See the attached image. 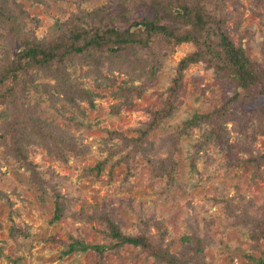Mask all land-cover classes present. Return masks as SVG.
Listing matches in <instances>:
<instances>
[{
	"label": "rangeland",
	"instance_id": "rangeland-1",
	"mask_svg": "<svg viewBox=\"0 0 264 264\" xmlns=\"http://www.w3.org/2000/svg\"><path fill=\"white\" fill-rule=\"evenodd\" d=\"M204 1L213 14L216 5L224 6V30L264 70V0ZM18 2L29 35L46 42L70 24L124 29L142 13L130 0ZM9 44L0 35V58ZM193 51L191 43L177 46L141 98H131L119 114L111 113L120 102L110 94L115 87H96L75 63L67 71L80 89L98 94L92 107L50 100L42 87L55 83L49 77L26 84L14 102L0 105V127L21 113L22 130L16 127L13 136L24 144L23 159L0 146V264H154L147 248H114L106 217L124 236H143L180 261L201 243L205 264L264 258V163H246L264 154V86L241 90L226 109L222 143L206 144L209 125L186 128L185 122L211 114L238 91L227 74L216 81L203 63L190 64L170 115L141 147L132 141L151 122L150 112L165 105L177 64ZM113 76L116 85L123 79ZM56 203L64 213L51 222ZM72 241L106 250L102 258L93 249L64 254Z\"/></svg>",
	"mask_w": 264,
	"mask_h": 264
},
{
	"label": "trees",
	"instance_id": "trees-1",
	"mask_svg": "<svg viewBox=\"0 0 264 264\" xmlns=\"http://www.w3.org/2000/svg\"><path fill=\"white\" fill-rule=\"evenodd\" d=\"M130 1L136 11L142 12L141 18L124 29L116 26H88L87 23L70 24L60 35L46 42L29 35L31 31L27 32L22 23L27 14L18 0H0V35L10 41L9 46H3L0 58V105L14 102L16 96L24 93L26 84H34L36 80L49 77L55 83L44 84L42 87L50 100L61 101L70 108L86 101L92 107L98 94L80 89L81 83L71 79L67 71L68 65L75 63L77 67H84V76L92 78L96 87H115L110 94L120 102L112 106L111 113L119 114L124 107L131 105V98H141L153 83L165 58L177 46L191 43L194 51L177 64L172 86L166 94L165 105L150 112L151 122L137 131L139 136L132 141L138 148L142 146L157 124L170 115L172 102L181 89L183 71L190 64L203 63L213 71L216 81L227 74L225 78L235 85L238 92L211 114L192 116L185 122L184 127L192 128L206 123L210 129L207 131L205 143H222L224 115L226 109L229 110L228 106L238 102L241 90L244 91L250 86H264V70L257 69L249 61L241 47L234 44L223 28L224 21L229 19L224 6L216 5L218 10L213 14L207 10L204 0ZM115 72L117 76L123 77L121 81H117V85L113 76ZM137 82L139 84L135 85ZM21 121V113L11 114V120L0 127V146L6 154L23 159L21 148L24 144L17 140L18 137L13 136L16 127L19 126L22 130ZM112 135L115 136L116 133ZM120 152L122 150L108 154L105 163ZM136 152L138 150L134 153ZM59 159L66 160L63 156ZM261 162L264 163V154L246 160V163L254 167H259ZM63 213L61 204L56 203L51 222L59 221ZM104 223L106 237L114 241V248L126 244L147 248L154 264H205L202 243L196 244L193 253L181 257L180 261L173 255H168L167 250L145 240L143 236H124L108 217L104 218ZM263 229L264 227L260 229L261 236L264 235ZM89 249L99 253L101 258L106 250L100 245L90 246L84 242L72 241L64 254L85 252ZM248 264H264V258H252Z\"/></svg>",
	"mask_w": 264,
	"mask_h": 264
}]
</instances>
